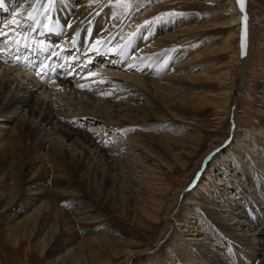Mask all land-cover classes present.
Listing matches in <instances>:
<instances>
[{"label": "bare ground", "instance_id": "obj_1", "mask_svg": "<svg viewBox=\"0 0 264 264\" xmlns=\"http://www.w3.org/2000/svg\"><path fill=\"white\" fill-rule=\"evenodd\" d=\"M47 1L5 0L0 7V18L7 14L0 20V33L7 34L0 35V205L8 233L5 242L39 239L36 244L44 252L60 228L64 245L53 264H100L106 252L123 258V264H134L153 251L160 253L167 244L176 246L172 250L180 264H245L242 259L264 264V223L246 217L244 203L236 198L239 192L243 199L251 197L247 204L255 203L258 192H264V130L259 131L264 129V84L260 119L255 122L259 128H247L233 103L238 89L231 71L204 65L196 51L174 44L185 34L184 28L175 31L183 22L138 24L149 9L137 10L139 0H54V8L44 10ZM228 2L234 18L221 28L230 31L225 43H231V63L241 87H246L249 30L261 18L248 13V0ZM101 60L104 63L98 64ZM215 87L222 98L211 94ZM182 96L191 108L215 109L219 121L231 115V124L223 130L220 122L205 133L194 122L176 119L175 111L184 106ZM177 125L179 131L194 128L200 138L209 134L212 144L185 181L169 179L165 189L152 179L147 188L157 187L160 198L147 199L129 164L146 168L145 163L154 162L173 172L186 168L182 156L195 152L180 149L184 141L171 137ZM41 174H48V180L35 182ZM250 174L258 186L247 181L251 182ZM171 189L174 193L168 197ZM28 195H33L31 204L26 202ZM95 201L121 210L134 205L156 223L163 215L165 228L156 243L142 247L111 228L86 227L103 217L91 213ZM209 230L230 241L231 248L232 243L241 246L237 251L246 252L242 259L234 249H222Z\"/></svg>", "mask_w": 264, "mask_h": 264}, {"label": "rangeland", "instance_id": "obj_2", "mask_svg": "<svg viewBox=\"0 0 264 264\" xmlns=\"http://www.w3.org/2000/svg\"><path fill=\"white\" fill-rule=\"evenodd\" d=\"M79 1L81 0H78V2ZM133 1L134 0H126V3L130 4ZM54 3V0H49L45 2L44 10L49 9L50 7L51 9H53V5H55ZM2 4H5V0H0V7H2ZM136 5L137 10H144L146 6L149 7L148 15L144 16L143 18H139L137 20L138 24H148L153 21H156L158 25L168 24L169 26L172 23H176V21L183 22V26L181 28L176 27L175 31L184 28L185 34H181V37L175 40L174 44L178 47L190 48L192 49V51H196L195 53L201 56V61L204 65L211 64V66L213 65V69L221 68L227 71H231L232 81H235L236 87L238 89V92L236 93V99L233 98V103H236L237 110L241 111V113L239 114L241 122L247 128L252 129L255 128V126L259 128L256 123H259L260 119L259 115L261 113L259 112V98L263 93L261 88L264 84V0H248L247 2L248 13L250 15L259 16L261 19L258 22L252 23L249 30L250 56L249 63L247 66L248 83L246 84V87H241L242 85L239 73L231 63L230 58L232 56V52L229 49L231 43H225L226 39L228 38V35H230V31L228 29L221 28L223 24L229 22L231 19L234 18V16L230 12L231 5H229L228 0H139ZM10 9L12 10L13 7H10ZM32 10H34V8H32L30 11ZM54 13L55 12H51L52 19L55 18ZM5 16H7V14L1 17L0 20L4 19ZM46 16H48V14H46ZM40 17L44 19L43 14H41ZM55 22L52 21L51 25L54 26L53 24H55ZM38 26L39 25H37L36 28H38ZM60 27L63 26L61 25ZM61 29L60 31L62 32L65 27H63L62 30ZM175 31H171L170 34H173V32ZM77 35L80 36V34ZM62 37L63 36H60L59 38L62 39ZM53 42H55L54 45H57V41ZM82 61L83 57H80L79 62L82 63ZM122 62V64L125 63L124 60ZM103 63V60H101L98 64ZM94 67L99 68V65L95 64ZM110 68L116 72L125 74L119 69L117 70L113 67ZM217 71L218 70H216V72ZM221 93V90H219V88L217 87H215L214 91L211 92V94L215 96L217 95L219 98H222ZM180 102L184 106L182 107V109L175 111L177 115L175 118L184 120V122L187 123L194 122L195 124H198L200 127H202V130H204L205 133H207L209 130L212 129V127H215L220 122L222 123L221 129H227L228 125L232 122L231 115H228L227 113L226 115H223L224 120L219 121L217 118L220 117H218L217 113L215 112V109L210 108V106L204 108H191L190 105H187L189 104V101H186L184 97L182 100H180ZM117 103H119V101H117ZM108 115L111 116L110 114ZM181 130L182 131H179V125H177L174 130V135L171 136V132L169 135L171 137L182 139V141H184L180 149L185 148L187 149L184 150L186 152H195L192 155L188 154L190 155L188 157L182 156L183 161H185L184 163L187 165L186 168L180 166L177 168L176 171L173 172L170 171L167 167H162L154 162L145 163L146 168H137V166H135V162H133L134 166L133 163L130 162L129 165L131 166V168H134L133 170H135L136 172L135 178H133V180H136V184L138 183L142 186V189H140V193L144 194L145 198L147 197V199L150 200H153V198L156 197L158 199L160 198V191L157 190V187H155L156 189L154 190H150L149 188H147L148 183L152 182V179L159 180L156 181V184H160L158 186H161L162 184L164 185V187L168 185V183H170L168 181L169 179L177 183L185 181V179L189 177L190 172L198 167V163L200 162L201 158L206 155L207 150L212 144V136H210L209 134L203 133L202 138H200L198 137L196 132L193 131L194 128L192 129V127H188L185 130H183L182 128ZM263 130V128H259V131ZM197 139L200 140L195 142V140ZM70 149L72 151H75L73 150V147H70ZM208 156H210V154H208L207 157ZM207 157H205L206 160H208ZM209 158H211V156ZM218 168H220V166H218ZM126 172H128V170ZM204 172L205 168L202 172H200V176H202ZM72 175L73 174H71L73 183L79 185L80 183L78 181V178ZM240 175L244 176L242 174ZM250 176L251 182L248 179L247 181L251 183V185L255 184L258 186L259 181L256 179V176L251 174ZM44 178L45 180H48L47 178H49V175L41 174L39 177L35 178V182H39ZM230 178L233 179L232 177ZM188 182V186L191 187L192 179H190ZM152 183H154V181ZM218 183L219 182L217 181V184ZM244 185L246 184L244 183ZM195 187L196 184L192 188ZM247 187L251 188L250 186ZM166 188L167 186L165 187V189ZM221 188L224 190V186H221ZM230 192L231 189L227 187L226 196H231L228 195ZM254 192L256 191H253V193ZM173 193L174 190L171 189L170 192H168V197L172 196ZM238 194L239 192L237 193L236 198H238V201L244 203L242 205V210L246 217H253L264 223V209L260 208L261 204L264 205V192H258L259 201L255 203L249 202L250 204H247V201H249L251 198L250 196L246 195V197L243 199V197ZM32 197L33 195H28V200L26 202L30 204L33 203L31 201ZM94 203V207L90 209V211H93L91 213H94V215L100 213L102 214L103 219H97V223H95L96 221L91 220L89 222L91 223V225L88 223L85 225L86 227H91L94 229H98L99 227L102 228V230L104 231H107L108 228H111L110 230L119 231L120 233L124 234L128 240L139 243L142 247L156 243L166 225L164 220L165 217L163 215H161L159 219L160 221H158L159 223H156L152 221V219L149 220V218L143 216L142 211L137 207L135 208L134 205L128 207L127 210H121L112 208L113 206L105 203V201H95ZM24 207L25 206H21V210ZM3 214L4 209L0 205V257H2L3 259V263L1 262V264H53V259L57 258L58 249L64 245V238L60 235V228H58L57 232H55L56 241H53L54 243L52 242L53 244L49 246L47 250H45L44 252H40V249L36 244L39 242V239H29L26 237L21 240V238H19L21 242L16 243V241L19 240H15L13 238L14 240H12V244L5 242L7 240L8 233L4 229V221H2ZM163 220L164 223H161V221ZM208 232L214 236L216 241L222 243V249L228 250L230 253L234 249L233 253L237 254L242 259V256L246 252L242 249H238L237 251V248H241V246H235L232 243L231 248L229 245H227L230 241H226L225 239L220 237L215 231L210 232L209 230ZM225 245L227 247H225ZM173 247L174 249L176 248V246L174 245L167 244L161 250L160 253H156L155 251H153L152 253H150V255L137 259L134 264H180L175 250H172ZM100 261V264H123L124 260L123 258L121 260H118L117 257L112 254V252H106V254H104L100 258ZM242 261H244L245 264H249L247 259H242ZM73 262L74 260L71 261L70 264H73ZM132 263L133 262H131V264ZM88 264H90L89 261Z\"/></svg>", "mask_w": 264, "mask_h": 264}, {"label": "snow or ice", "instance_id": "obj_3", "mask_svg": "<svg viewBox=\"0 0 264 264\" xmlns=\"http://www.w3.org/2000/svg\"><path fill=\"white\" fill-rule=\"evenodd\" d=\"M241 10L243 11V4H241ZM0 35H7L6 33H0ZM242 47H243V45H242Z\"/></svg>", "mask_w": 264, "mask_h": 264}]
</instances>
